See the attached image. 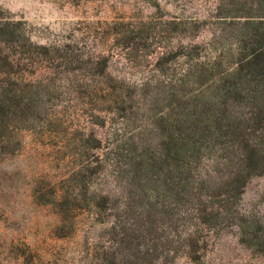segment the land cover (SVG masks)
I'll return each instance as SVG.
<instances>
[{
	"label": "rangeland",
	"instance_id": "rangeland-1",
	"mask_svg": "<svg viewBox=\"0 0 264 264\" xmlns=\"http://www.w3.org/2000/svg\"><path fill=\"white\" fill-rule=\"evenodd\" d=\"M3 111L0 264H264V0H0Z\"/></svg>",
	"mask_w": 264,
	"mask_h": 264
},
{
	"label": "trees",
	"instance_id": "trees-1",
	"mask_svg": "<svg viewBox=\"0 0 264 264\" xmlns=\"http://www.w3.org/2000/svg\"><path fill=\"white\" fill-rule=\"evenodd\" d=\"M6 109H7V108H6ZM2 113H3V115H2V118L0 119V121H2V125H4V123H3V121H4V119H5L4 117H5L7 114L5 115V114H4V111H3ZM6 113H7V112H6ZM250 167H251V166H250ZM250 171H251V173H255L254 168H251ZM249 173H250V172H249Z\"/></svg>",
	"mask_w": 264,
	"mask_h": 264
}]
</instances>
